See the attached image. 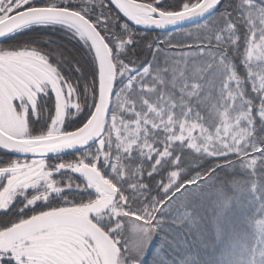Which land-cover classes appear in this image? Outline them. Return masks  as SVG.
I'll return each mask as SVG.
<instances>
[{"label": "trees", "instance_id": "16d2710c", "mask_svg": "<svg viewBox=\"0 0 264 264\" xmlns=\"http://www.w3.org/2000/svg\"><path fill=\"white\" fill-rule=\"evenodd\" d=\"M99 1L110 14L116 16L117 22L124 24L123 34L129 35L135 47V51L128 56L136 59L146 56L139 69L148 67L146 79L156 88L154 98L167 88L181 91L184 80L191 88L190 84L195 79L190 81L187 76L190 73H179L166 64L169 74L151 81L152 74L160 73L162 69L161 61L166 58V49L172 47L175 51L176 47L173 44L166 47L161 42L147 46L145 41L183 29H194L199 37L196 49L200 55L194 67L200 89L193 94V99H196L193 111L199 125L204 127L200 132L208 140H199L196 151L186 141H177L169 148L167 142L157 140L154 142L155 151L145 153L138 148L131 152L124 150L120 160L110 163V166L114 164L111 176L120 190L128 195L129 208L139 213L145 210L153 218L154 239L140 264H264V89L254 91L248 82V73L243 69L247 28L239 18H234L241 0H219L215 11L203 21L166 31L136 28L125 21L108 0ZM140 1L152 3L155 0ZM194 1L198 0H161L157 5L164 11L173 12L184 3ZM84 4L85 1H82L66 6L76 10L87 7L86 12H80L92 20L100 31L103 30L96 22L99 12L96 3ZM230 25L234 28L230 29ZM0 46L28 47L46 55L49 63L76 88L80 105L74 116L64 120L63 128L71 131L84 124L89 115L87 110L90 112L94 107L97 96V67L88 44L67 27L40 23L4 37ZM111 53L117 68L116 57L114 52ZM228 67L233 68L234 74L241 80L240 86L244 87L231 99L225 92L217 91L223 87L225 76L229 75L225 73ZM211 85H214L213 93L207 95ZM116 87L117 81L115 91ZM145 97L141 93L137 95L142 100ZM137 98H134L136 104ZM169 98L172 99L173 95ZM230 101L233 103L231 107ZM217 103L220 106H214ZM53 107L54 100L51 94H47L38 106L37 119L28 120L32 134L43 131ZM240 117H244L245 122L240 121ZM221 120L229 124L238 120L243 130L233 125L228 128L227 134L235 132L238 135L215 139L216 126ZM157 129L155 133L162 131L163 127L157 126ZM148 139L151 142V137ZM167 146L169 156L160 155ZM115 153L117 151L113 155ZM12 156L0 147V164ZM74 178L82 181L77 175L68 181L73 182ZM82 197L83 193L76 189L64 191L55 199L77 201ZM41 206L45 204L26 208L21 214L11 209L0 212V227L17 217L26 218L32 210ZM7 263L13 264L8 260Z\"/></svg>", "mask_w": 264, "mask_h": 264}, {"label": "rangeland", "instance_id": "374dc122", "mask_svg": "<svg viewBox=\"0 0 264 264\" xmlns=\"http://www.w3.org/2000/svg\"><path fill=\"white\" fill-rule=\"evenodd\" d=\"M82 1L87 5L94 1L98 6L96 22L101 24L103 28L101 33L117 61V68L115 67L117 87L112 97L105 132L90 147L67 157L7 158L5 163L0 164V209H5L19 200L23 208L45 204L32 210L29 217L53 211L76 212L92 220L112 239L117 248V264H140L154 239L153 218L151 213L145 210L139 213L129 208L128 195L120 190L111 176L114 172V164L110 166V163L120 160L119 156L124 150L131 152L138 148L145 150V153L149 150L155 151L154 142L157 140L167 142L169 148L177 141L182 143L186 141L195 151L199 140H208L200 132L204 127L199 125L193 111L196 108L193 94L200 89L197 81L199 77L194 67L195 60L200 55L196 49L198 32L194 29H183L161 37L153 36L145 41L147 46L161 42L166 47H171L169 46L171 44L176 47L175 51L172 47L166 49V58L161 61L162 69L160 73L152 74V78H149L151 81L169 74L170 69L166 64L179 73H190L187 74L190 81L195 79V82L190 84L191 88L187 87V81L184 80L181 91L176 89L175 92L167 88L154 98L156 88L146 79L149 74L146 73L148 67L139 69L146 56L138 59L128 56L135 51V47L131 44L129 35L123 34L124 24L117 22L116 16L110 14L99 0H0V19L16 10L36 4L66 6L68 3L77 4ZM198 1L184 3L179 10L188 9ZM241 2L234 18H239L247 28L243 69L248 73L251 88L254 91L262 90L264 89V0H241ZM80 10L86 12L88 8L80 7ZM40 23H55L71 29L91 49L87 39L77 29L59 22ZM232 28L234 25H230V29ZM172 33L177 35L173 36ZM225 73L229 75L225 76L223 87L218 88L217 91L225 92L231 99L244 87L240 86L241 80L234 74L233 68L228 67ZM211 86L207 95L213 93L214 85ZM48 90L54 96L53 113L43 131L32 134L26 124V117L30 121L37 119L36 98L43 95L40 93H46ZM75 90L76 88L49 63L42 52L28 47L0 46V128L11 136L54 142L64 135H72L80 131L89 122L96 102L90 112L87 110L89 115L84 124L71 131L65 130L64 120L74 116L80 109ZM139 93L145 95L146 99L137 98ZM170 95H173L172 99L169 98ZM134 98L139 99L137 104ZM232 105L233 103L229 104L230 107ZM214 106H220V103ZM184 108H187L185 112ZM240 118V121L245 122L244 117ZM225 120L233 119L225 118ZM225 120L217 123V131L223 132L215 131V139L228 137L230 135L227 134L228 128L233 125L237 126L238 130H243L238 120L232 121L231 124L226 123ZM157 126H162L163 129L155 133L158 130ZM233 135L238 134L233 132L230 136ZM149 137L151 142L146 140ZM48 138L51 140H47ZM169 148L167 146L166 150L162 149L160 155L169 156ZM116 151L117 154L113 155ZM82 163H89L98 168L104 179L113 186V192L107 193L97 184L84 183L76 178L73 179L74 183L68 181L69 178L74 177L73 174L77 175V169ZM64 173L69 174L64 176ZM76 189L80 194L83 193V197L77 201L55 199L64 191ZM10 258L16 264H107L104 251L96 242L81 228L70 225L47 227L9 243L0 249V264H8L4 260Z\"/></svg>", "mask_w": 264, "mask_h": 264}, {"label": "water", "instance_id": "95a60500", "mask_svg": "<svg viewBox=\"0 0 264 264\" xmlns=\"http://www.w3.org/2000/svg\"><path fill=\"white\" fill-rule=\"evenodd\" d=\"M116 12L139 29L171 30L198 23L209 17L219 0H199L194 6L168 12L139 0H108ZM59 22L81 32L90 44L97 67L96 106L89 122L64 140L38 142L14 137L0 129V147L17 157L51 158L76 153L93 145L105 132L111 101L115 92L116 69L110 47L92 20L84 13L66 6L35 5L16 10L0 19V40L14 31L34 23ZM80 175L89 184H97L107 193L113 186L94 166L82 163ZM54 225H70L84 230L104 251L107 264H117V248L112 239L92 220L73 211H53L32 216L2 232L0 248L31 233Z\"/></svg>", "mask_w": 264, "mask_h": 264}, {"label": "flooded vegetation", "instance_id": "af4514ba", "mask_svg": "<svg viewBox=\"0 0 264 264\" xmlns=\"http://www.w3.org/2000/svg\"><path fill=\"white\" fill-rule=\"evenodd\" d=\"M140 1V0H139ZM161 2V0H155L154 2H152V3H150V4H152V5H154V6H156L157 8H159L158 7V5L157 4H159ZM159 9H161V8H159ZM162 10V9H161ZM35 50V49H34ZM37 51V50H36ZM114 62V61H113ZM115 65V64H114ZM40 94H43V95H40V96H37V98H36V101H35V107H36V111H38V106H41V103H42V100L43 99H45L46 97H47V94H51V96H52V99L54 100V96L52 95V92L50 91V90H48L46 93H40ZM27 117H26V124H27V126H28V122H27ZM28 128H29V126H28ZM0 129H2V128H0ZM4 131V130H3ZM5 132V131H4ZM7 133V132H6ZM8 134V133H7ZM10 135V134H9ZM4 150V149H3ZM6 151V150H5ZM82 151V150H81ZM81 151H78V152H81ZM78 152H76V153H78ZM13 157V156H12ZM15 157V156H14ZM63 157V156H62ZM2 158V157H1ZM51 158H54V157H51ZM5 163V162H4ZM86 164H89V163H86ZM98 169V168H97ZM99 170V169H98ZM77 171H78V169H77ZM100 171V170H99ZM101 172V171H100ZM65 174H69V173H64V175ZM73 176H76L75 174H73ZM77 176L78 177H80L81 179H82V181L85 183L86 181L84 180V178L80 175V173H79V171H78V173H77ZM13 210V211H15V212H17L18 214H21L22 213V211L24 210V209H26V207H22V203H21V201L19 202V200H16V201H14L10 206H8L7 208H5V209H0V212H7V211H9V210ZM31 217V216H30ZM29 216L28 217H26V218H22V217H17V218H15V220L13 219V222H11V223H9V224H7L6 226H4V227H0V231H1V237H2V232H3V230L4 229H6V228H8V227H10V226H12L13 224H16V223H18V222H20V221H22V220H25V219H27V218H30ZM5 247V246H4ZM3 248V247H2ZM1 249V248H0ZM4 261H7V260H4ZM8 261H10L11 263H13V264H16L15 262H13V260L10 258Z\"/></svg>", "mask_w": 264, "mask_h": 264}, {"label": "bare ground", "instance_id": "6f19581e", "mask_svg": "<svg viewBox=\"0 0 264 264\" xmlns=\"http://www.w3.org/2000/svg\"><path fill=\"white\" fill-rule=\"evenodd\" d=\"M85 127V126H84ZM83 127V128H84ZM82 130V129H81ZM75 134V133H74ZM74 134H72V135H74ZM72 135H64V136H62L61 138H60V140H64V139H67V138H69V137H71ZM31 140V139H30ZM36 140V139H35ZM47 140H51L50 138H48ZM36 141H38V142H42L43 140H36ZM59 141V140H58ZM55 142V141H54Z\"/></svg>", "mask_w": 264, "mask_h": 264}]
</instances>
